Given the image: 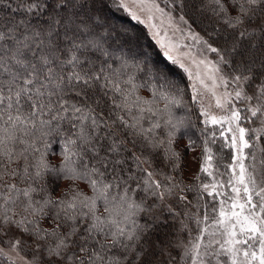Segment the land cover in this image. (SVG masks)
I'll use <instances>...</instances> for the list:
<instances>
[{
    "label": "snow or ice",
    "instance_id": "snow-or-ice-1",
    "mask_svg": "<svg viewBox=\"0 0 264 264\" xmlns=\"http://www.w3.org/2000/svg\"><path fill=\"white\" fill-rule=\"evenodd\" d=\"M262 140L264 0H0V264H264Z\"/></svg>",
    "mask_w": 264,
    "mask_h": 264
},
{
    "label": "trees",
    "instance_id": "trees-1",
    "mask_svg": "<svg viewBox=\"0 0 264 264\" xmlns=\"http://www.w3.org/2000/svg\"><path fill=\"white\" fill-rule=\"evenodd\" d=\"M163 2L165 4V0ZM186 11L190 15L194 16L197 19V21H199L200 16H199V13L195 11V9L189 7ZM107 14L111 17V19L113 20L114 23H116L118 25H123V26L127 27L128 29L132 30L136 34V36L138 37V50L142 51L143 53H146L147 57L151 61L161 62V63L165 62V59L162 55V51L156 46L155 41L152 39L151 35L149 34V32L147 31L146 27L143 24H140V23L132 20L129 16H127L126 14H124L122 12L107 13ZM180 14H183V13H180ZM186 19H187V17H186ZM191 26L193 27V29H195L196 31L199 32L201 27H207V21H205L204 24H202L200 26H197L195 24H193ZM201 34H203V33H201ZM169 67L174 68V72L177 75V78H180L184 75L181 72V70H179L178 68H175L172 65H169ZM193 119L195 120V116H193ZM180 143H181V145H183L185 143V141H181ZM227 153H228V151L225 150L224 151L225 156H227ZM64 184H65V182H62L60 187H64ZM81 186H83V185H81ZM86 191H88V190L86 189ZM56 194H59V190H57ZM89 194H90V192H89ZM163 231H167V229H163Z\"/></svg>",
    "mask_w": 264,
    "mask_h": 264
},
{
    "label": "rangeland",
    "instance_id": "rangeland-1",
    "mask_svg": "<svg viewBox=\"0 0 264 264\" xmlns=\"http://www.w3.org/2000/svg\"><path fill=\"white\" fill-rule=\"evenodd\" d=\"M164 0H157V2L160 4L161 7H165V4L163 2ZM169 7H171L169 5ZM168 9L166 8V11ZM180 13H174V15H179ZM142 19H144V17L142 16L141 17ZM157 23L160 22V18H159V14H157V20H156ZM147 31L149 32V34L151 35L149 29L147 28V26L145 24H143ZM193 28V27H192ZM195 30V29H194ZM196 31V30H195ZM198 32V31H197ZM152 37V36H151ZM208 55L210 57H212V54L211 53H208ZM193 71H195V69H193ZM261 144H264V140L261 141ZM226 151H228L227 149H225ZM224 150V151H225ZM200 149L197 147L195 149L194 152H189V153H186L185 154V157H184V162H185V165H186V169H185V172H184V178H185V181L188 182V178L189 176H192V175H195L199 169V161L198 160H194L193 157L199 153Z\"/></svg>",
    "mask_w": 264,
    "mask_h": 264
}]
</instances>
